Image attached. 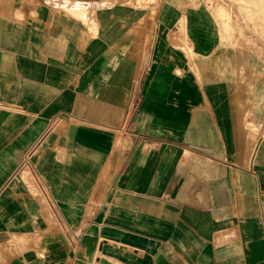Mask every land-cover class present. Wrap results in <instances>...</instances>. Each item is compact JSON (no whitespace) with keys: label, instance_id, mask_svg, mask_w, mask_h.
Instances as JSON below:
<instances>
[{"label":"crops","instance_id":"0c3cea01","mask_svg":"<svg viewBox=\"0 0 264 264\" xmlns=\"http://www.w3.org/2000/svg\"><path fill=\"white\" fill-rule=\"evenodd\" d=\"M0 264H264V0H0Z\"/></svg>","mask_w":264,"mask_h":264}]
</instances>
